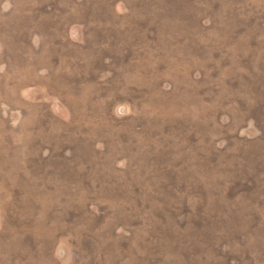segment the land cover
<instances>
[{
    "label": "rangeland",
    "instance_id": "1",
    "mask_svg": "<svg viewBox=\"0 0 264 264\" xmlns=\"http://www.w3.org/2000/svg\"><path fill=\"white\" fill-rule=\"evenodd\" d=\"M0 264H264V0H0Z\"/></svg>",
    "mask_w": 264,
    "mask_h": 264
}]
</instances>
